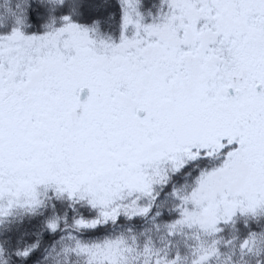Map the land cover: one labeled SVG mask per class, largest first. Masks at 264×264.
Returning a JSON list of instances; mask_svg holds the SVG:
<instances>
[{"label":"snow or ice","instance_id":"6c2138e0","mask_svg":"<svg viewBox=\"0 0 264 264\" xmlns=\"http://www.w3.org/2000/svg\"><path fill=\"white\" fill-rule=\"evenodd\" d=\"M0 264H264V0H0Z\"/></svg>","mask_w":264,"mask_h":264}]
</instances>
